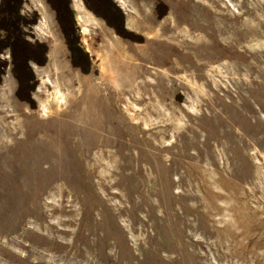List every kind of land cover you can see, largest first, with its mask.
<instances>
[{
    "label": "rangeland",
    "instance_id": "1",
    "mask_svg": "<svg viewBox=\"0 0 264 264\" xmlns=\"http://www.w3.org/2000/svg\"><path fill=\"white\" fill-rule=\"evenodd\" d=\"M86 1L89 73L49 0L17 1L32 74L21 99L3 50L0 264H264V0H106L137 39Z\"/></svg>",
    "mask_w": 264,
    "mask_h": 264
},
{
    "label": "trees",
    "instance_id": "2",
    "mask_svg": "<svg viewBox=\"0 0 264 264\" xmlns=\"http://www.w3.org/2000/svg\"><path fill=\"white\" fill-rule=\"evenodd\" d=\"M18 1V0H17ZM16 0H3L0 4V8H4L3 18L1 20V29H0V55L6 48H9L13 51V65L14 71L17 75V79L20 83L19 97L21 99H26L25 94L30 88L31 82V67L29 66L28 58L25 56L24 51H18V43L20 41V32L19 24L17 23V6L18 2ZM67 1V0H66ZM98 2H103L102 7L106 9L109 14H112L115 17V24L113 27L117 29L121 36L125 38H134L137 39L136 35L129 33L124 27V16H122V11L113 4L111 1L106 0H95ZM53 9L57 12V18L63 33L65 34L67 44L72 54L73 65L77 68H80L83 72L89 73L91 69V59L88 53H86L80 45L79 38L76 37L75 29V18L72 10L67 4L69 0L65 3L63 0H49ZM89 9L94 11L97 15L101 14L90 5L89 0L86 1ZM102 17V16H101ZM73 37V38H72ZM47 51L46 46H38ZM45 53V51H44ZM40 62V61H39ZM38 62V63H39ZM5 64L0 61V79L3 74L2 71L5 69Z\"/></svg>",
    "mask_w": 264,
    "mask_h": 264
},
{
    "label": "bare ground",
    "instance_id": "3",
    "mask_svg": "<svg viewBox=\"0 0 264 264\" xmlns=\"http://www.w3.org/2000/svg\"><path fill=\"white\" fill-rule=\"evenodd\" d=\"M110 150V149H109ZM121 163V162H120ZM120 168V167H119ZM121 169V168H120ZM141 171V167L136 171V173ZM122 172V171H121ZM123 173V172H122ZM148 181L151 180V177L146 178ZM145 179V180H146ZM125 211V209H121V212ZM82 234V233H81ZM81 236L79 235V238ZM81 239V238H80ZM78 241H75L72 245L71 248L68 252V255H73L75 258L83 257L86 256L87 258L91 259V254H93L96 246L92 244L88 238H86V241L83 243L84 247L82 246L81 248H78L77 245ZM81 243V242H80ZM77 249V250H76Z\"/></svg>",
    "mask_w": 264,
    "mask_h": 264
},
{
    "label": "crops",
    "instance_id": "4",
    "mask_svg": "<svg viewBox=\"0 0 264 264\" xmlns=\"http://www.w3.org/2000/svg\"><path fill=\"white\" fill-rule=\"evenodd\" d=\"M0 2H1V0H0Z\"/></svg>",
    "mask_w": 264,
    "mask_h": 264
}]
</instances>
